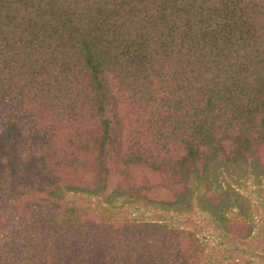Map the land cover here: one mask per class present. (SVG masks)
Returning a JSON list of instances; mask_svg holds the SVG:
<instances>
[{
    "label": "trees",
    "instance_id": "trees-1",
    "mask_svg": "<svg viewBox=\"0 0 264 264\" xmlns=\"http://www.w3.org/2000/svg\"><path fill=\"white\" fill-rule=\"evenodd\" d=\"M248 186L264 0H0V264H264Z\"/></svg>",
    "mask_w": 264,
    "mask_h": 264
},
{
    "label": "rangeland",
    "instance_id": "rangeland-1",
    "mask_svg": "<svg viewBox=\"0 0 264 264\" xmlns=\"http://www.w3.org/2000/svg\"><path fill=\"white\" fill-rule=\"evenodd\" d=\"M90 160V157L88 158ZM147 175L146 170H140L138 169L136 173H134V179L136 181H140L142 179H144ZM249 187V186H248ZM252 190V186H250L247 189H241L242 192L246 193L247 195H249L251 197L252 203L255 205V208L253 209V211H255V213H259L262 212L261 208H258V202L260 201L259 198L264 197V190L261 189L259 193L254 192V193H250V191ZM140 217L144 218V219H159L161 215H158L156 212H150V211H140L138 213ZM160 214V213H159ZM7 214L5 216L4 211L2 212V216L0 217L1 221H6L7 218ZM90 217V218H89ZM87 216V217H81L80 220L84 223V225L87 226V224L90 223V221L92 220V216ZM193 222H195V219L192 220ZM235 224H233V229L236 231L238 228L240 229V224H238V221L234 222ZM194 223H191V225ZM193 227V226H192ZM204 233L207 234V236L210 238V242L212 243L211 245H216L218 244V242L220 241L219 237H216V235L213 233V231L211 230H204ZM229 245V244H228ZM256 245V243H255ZM254 245V246H255ZM240 246V245H239ZM227 247V245H226ZM254 248V247H253ZM240 249H243V246H240ZM257 251H260L259 249V245H257L254 249H253V253H256ZM229 253V252H228ZM252 252L246 254H239V253H229V255H231V257L228 260H224L222 261L221 264H228L230 261H233L234 259H238L237 257L242 258V260L239 259V261L237 260L236 262H238L239 264H246V261H244V259L249 260L251 259V257L254 259L253 262L251 264H259V259L255 256V254H253ZM252 254V255H251ZM227 255V257L229 256L227 253L225 254ZM258 261V262H257ZM219 263V261H217Z\"/></svg>",
    "mask_w": 264,
    "mask_h": 264
}]
</instances>
